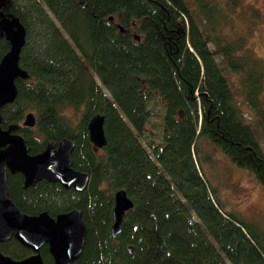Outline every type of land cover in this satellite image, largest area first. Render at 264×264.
Returning <instances> with one entry per match:
<instances>
[{"label":"trees","instance_id":"16d2710c","mask_svg":"<svg viewBox=\"0 0 264 264\" xmlns=\"http://www.w3.org/2000/svg\"><path fill=\"white\" fill-rule=\"evenodd\" d=\"M240 2L1 4L25 27L18 64L27 76L15 78V99L0 106V127L22 135L30 154L70 139L71 167L88 175L78 192L44 179L26 187L22 173L7 171L8 197L24 215L81 211L87 231L74 264H264L263 224L226 210L195 158L206 137L264 183V149L241 110L243 100L264 135V58L247 45V33H222L233 28L229 9ZM9 49L0 27V59ZM29 112L33 127L22 124ZM95 114L105 117L103 148L88 136ZM118 189L133 208L113 237ZM0 252L33 253L13 234ZM39 253L53 262L47 244Z\"/></svg>","mask_w":264,"mask_h":264},{"label":"water","instance_id":"95a60500","mask_svg":"<svg viewBox=\"0 0 264 264\" xmlns=\"http://www.w3.org/2000/svg\"><path fill=\"white\" fill-rule=\"evenodd\" d=\"M4 1L0 0V6ZM0 27L10 44L9 51L0 59L1 106L15 99V78H25L27 73L18 64L26 37L24 25L18 17H9L0 11ZM104 120V115L95 114L87 124L89 139L96 148H103L107 144ZM22 124L33 127L34 115L27 113ZM73 147V141L63 138L58 142H48L40 153L30 154L22 135L0 127V241L8 240L13 234L16 240L33 251L22 259H13L0 252V264H47L39 253L44 244L48 245L53 258L51 264H74L78 259L87 231L81 211L72 209L55 217L45 211L37 215H24L9 199L6 183L7 171L20 172L24 175L26 187L44 179L58 182L67 189L83 191L88 175L71 167ZM113 198L111 234L115 237L121 230L125 213L133 208V201L124 189L116 190Z\"/></svg>","mask_w":264,"mask_h":264},{"label":"rangeland","instance_id":"374dc122","mask_svg":"<svg viewBox=\"0 0 264 264\" xmlns=\"http://www.w3.org/2000/svg\"><path fill=\"white\" fill-rule=\"evenodd\" d=\"M226 5L229 6V3ZM247 6L256 8L258 16L250 12ZM229 11L234 19L231 22L233 28H225L222 33L228 39L247 33V45L256 56L264 58V0H241L235 10L229 9ZM209 46L213 47L211 43ZM230 78L233 86L237 87V76L232 74ZM241 110L264 149V135L252 111L243 100H241ZM68 113L76 118L72 110ZM195 158L199 163V169L226 210L257 220L264 226V183L258 182L249 170L233 164L228 156L211 144L206 137L200 138Z\"/></svg>","mask_w":264,"mask_h":264},{"label":"flooded vegetation","instance_id":"af4514ba","mask_svg":"<svg viewBox=\"0 0 264 264\" xmlns=\"http://www.w3.org/2000/svg\"><path fill=\"white\" fill-rule=\"evenodd\" d=\"M56 142V141H55Z\"/></svg>","mask_w":264,"mask_h":264}]
</instances>
